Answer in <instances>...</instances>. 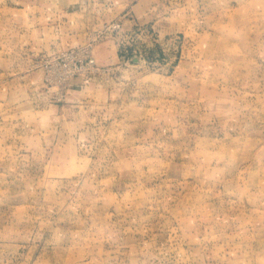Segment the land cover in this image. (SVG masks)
Masks as SVG:
<instances>
[{"label": "rangeland", "instance_id": "374dc122", "mask_svg": "<svg viewBox=\"0 0 264 264\" xmlns=\"http://www.w3.org/2000/svg\"><path fill=\"white\" fill-rule=\"evenodd\" d=\"M150 4L0 0V264H264V0Z\"/></svg>", "mask_w": 264, "mask_h": 264}, {"label": "crops", "instance_id": "0c3cea01", "mask_svg": "<svg viewBox=\"0 0 264 264\" xmlns=\"http://www.w3.org/2000/svg\"><path fill=\"white\" fill-rule=\"evenodd\" d=\"M46 3V14L39 17L44 20L36 26L40 29L37 33L63 36L60 43L63 46L84 44L91 35L119 21L141 22L151 7L150 0H46ZM30 8L38 7L30 5Z\"/></svg>", "mask_w": 264, "mask_h": 264}, {"label": "built area", "instance_id": "2783aa9c", "mask_svg": "<svg viewBox=\"0 0 264 264\" xmlns=\"http://www.w3.org/2000/svg\"><path fill=\"white\" fill-rule=\"evenodd\" d=\"M118 23L111 24L106 30H116L118 28Z\"/></svg>", "mask_w": 264, "mask_h": 264}]
</instances>
